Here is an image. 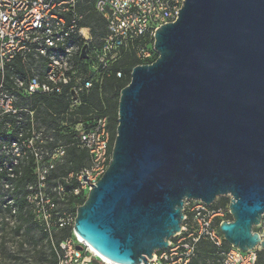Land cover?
I'll return each mask as SVG.
<instances>
[{"label": "water", "instance_id": "95a60500", "mask_svg": "<svg viewBox=\"0 0 264 264\" xmlns=\"http://www.w3.org/2000/svg\"><path fill=\"white\" fill-rule=\"evenodd\" d=\"M178 15L132 69L111 163L77 209L74 232L115 264H148L186 200L225 196V242L264 252V0H185Z\"/></svg>", "mask_w": 264, "mask_h": 264}, {"label": "built area", "instance_id": "2783aa9c", "mask_svg": "<svg viewBox=\"0 0 264 264\" xmlns=\"http://www.w3.org/2000/svg\"><path fill=\"white\" fill-rule=\"evenodd\" d=\"M184 1L0 0V189H4L0 202L6 201L4 210L13 204L15 171L32 161L36 183L28 186L26 200L34 221L50 238L53 232L73 230L74 237L64 239L55 249L58 264H91L97 259L74 232L76 201L87 199L90 185L97 184L112 158L108 118L73 126L76 109L82 97L100 83L98 77H121L114 67L127 53L134 55L138 65L149 64L155 53L149 44H154L156 31L177 20ZM90 15L104 22L101 37L93 36L87 22ZM85 48L91 54L87 60L81 58ZM45 96L59 97L67 106L63 114H53L56 123L45 124L37 108L29 106ZM66 127L72 128L76 144L59 140ZM72 146L89 154V164L49 188V172L65 162ZM73 180L77 186L67 188ZM222 198L230 202L231 197L217 198L211 205L186 200L181 231L148 264H194L202 243L214 250L207 264H258L259 249L243 252L229 244L225 247L220 226L231 222L232 216L229 205H218ZM13 214L15 209L6 220L14 218ZM258 228L261 235L264 217Z\"/></svg>", "mask_w": 264, "mask_h": 264}, {"label": "trees", "instance_id": "16d2710c", "mask_svg": "<svg viewBox=\"0 0 264 264\" xmlns=\"http://www.w3.org/2000/svg\"><path fill=\"white\" fill-rule=\"evenodd\" d=\"M88 24L92 27L93 36L95 38L101 37L104 34V22L95 15H90L88 17ZM157 54L154 53V56L150 63L157 59ZM139 64V61L134 57L132 53H127L114 67V71L121 72V77L118 78L116 75H113L110 78L102 79L98 77V81L100 82L97 86L90 91L89 94H86L82 97V104L76 109L75 115L76 118L73 121L74 125L87 124L92 125L94 121L102 116H106L109 121V127L111 130V142H110V154L112 155V149L114 140L116 137V128H117V117H118V102L120 98L121 91L129 84L131 79L132 69ZM95 90L96 93H95ZM109 92V96L105 97V93ZM95 93V94H93ZM111 97L116 98L115 101L111 100ZM118 99V100H117ZM41 108L44 109L45 115L49 116L51 119L47 118L43 120L45 124H53L56 123V118L53 116L61 115L67 110V106L64 105L63 101L59 97H39L35 98L31 105L33 109L37 108V104ZM62 130V129H61ZM59 140L63 143H77L76 135H74L72 128L66 127L63 131L59 133ZM90 158L89 154L86 151H82L77 148V146H72L68 149L65 164L58 166V168L54 171L55 181L54 183H50V178L47 179V185L49 188H54L58 185L63 177H68L70 174H77L82 168L86 167L89 164ZM22 169L17 168L15 173L17 178L12 180L14 183V192L11 194V198L13 199L12 205H6V213L11 216L12 211L15 209V214L13 217L16 220H21L25 222H33V224L44 234L45 237L51 240V242L55 243V249L58 248V245L61 241L66 238H69L73 235L72 228H66L59 230L57 232H53L50 236L44 232L43 228L39 226L34 221V217L30 212V206L27 203L26 197L29 194L28 186L36 183V175L34 173L35 166L32 161H29L26 165H22ZM22 173L20 175L19 173ZM51 175V176H52ZM73 186H77V182L75 180L72 181L70 186L67 188H71ZM86 199L81 198L76 201V210L85 203ZM6 204V201L0 202V206ZM219 206L229 205V199L222 198L218 202ZM3 209V208H2ZM21 227H17L16 232H19ZM64 235V236H63ZM62 236V237H61ZM225 247L228 248L229 245L225 242ZM201 249L203 253L210 254L214 250L207 243L201 244ZM264 263V252H259V260L258 264ZM55 264H57L55 262ZM91 264H100L98 261L93 260Z\"/></svg>", "mask_w": 264, "mask_h": 264}, {"label": "rangeland", "instance_id": "374dc122", "mask_svg": "<svg viewBox=\"0 0 264 264\" xmlns=\"http://www.w3.org/2000/svg\"><path fill=\"white\" fill-rule=\"evenodd\" d=\"M149 47L153 49V44L150 43ZM89 57H91V54L86 56L87 59ZM96 91L97 90H95V93ZM108 96L109 92H106L105 97ZM111 100L115 101L116 98L111 97ZM37 114L42 121L48 118V116L45 115L44 109L40 106L37 107ZM64 164L65 162L51 169L48 176L50 178V183H54L56 179L55 176H53L54 171L58 166ZM3 192L4 189L1 187L0 194ZM7 216L6 211L0 206V264H55V262L58 264V255L55 251L56 241L53 245L51 240L45 237L32 221L25 222L16 220L15 218L6 220ZM17 227H21L19 232H16ZM259 230L258 227L254 228L255 232ZM71 237L74 236L72 235ZM207 256L208 254L203 253L202 249H200V255L194 264H207L209 259ZM96 261L100 264H104V261L102 262L99 258H97Z\"/></svg>", "mask_w": 264, "mask_h": 264}, {"label": "bare ground", "instance_id": "6f19581e", "mask_svg": "<svg viewBox=\"0 0 264 264\" xmlns=\"http://www.w3.org/2000/svg\"><path fill=\"white\" fill-rule=\"evenodd\" d=\"M87 244V243H86ZM89 246V245H88ZM90 247V246H89ZM90 250L93 251V253L96 255L97 258L101 259L102 261H104V263L106 264H115L111 261H109L108 259L102 257L97 251H95L93 248L90 247Z\"/></svg>", "mask_w": 264, "mask_h": 264}]
</instances>
